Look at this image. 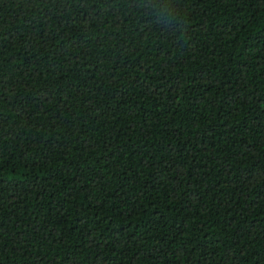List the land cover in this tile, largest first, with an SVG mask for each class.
<instances>
[{
    "label": "trees",
    "instance_id": "1",
    "mask_svg": "<svg viewBox=\"0 0 264 264\" xmlns=\"http://www.w3.org/2000/svg\"><path fill=\"white\" fill-rule=\"evenodd\" d=\"M0 264H264V0H0Z\"/></svg>",
    "mask_w": 264,
    "mask_h": 264
}]
</instances>
